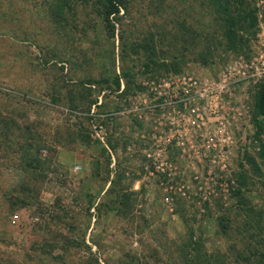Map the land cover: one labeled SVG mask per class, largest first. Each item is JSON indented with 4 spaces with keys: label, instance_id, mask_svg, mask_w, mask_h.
<instances>
[{
    "label": "rangeland",
    "instance_id": "rangeland-1",
    "mask_svg": "<svg viewBox=\"0 0 264 264\" xmlns=\"http://www.w3.org/2000/svg\"><path fill=\"white\" fill-rule=\"evenodd\" d=\"M229 2L0 0V264H264V0Z\"/></svg>",
    "mask_w": 264,
    "mask_h": 264
},
{
    "label": "trees",
    "instance_id": "trees-1",
    "mask_svg": "<svg viewBox=\"0 0 264 264\" xmlns=\"http://www.w3.org/2000/svg\"><path fill=\"white\" fill-rule=\"evenodd\" d=\"M220 1H223L225 4L223 11L225 12L226 18L229 20L231 19V21L229 22L231 25L235 23L233 21L234 19L240 20L242 18L239 10L237 8H232L231 2H229L230 0H220ZM113 4L115 6H113V9L110 10L109 13H114L115 11H118V4L116 3ZM257 110H258V115L262 116L261 120L257 122V127L263 129L264 125L261 124H264V86L261 88L259 92Z\"/></svg>",
    "mask_w": 264,
    "mask_h": 264
},
{
    "label": "built area",
    "instance_id": "built-area-1",
    "mask_svg": "<svg viewBox=\"0 0 264 264\" xmlns=\"http://www.w3.org/2000/svg\"><path fill=\"white\" fill-rule=\"evenodd\" d=\"M207 93H208V90L205 89L204 92H203V94H207ZM200 94H201V93H200ZM201 95H202V94H201ZM41 152H42L43 155H45L46 150H45V149H42ZM76 168H78V166H76Z\"/></svg>",
    "mask_w": 264,
    "mask_h": 264
}]
</instances>
